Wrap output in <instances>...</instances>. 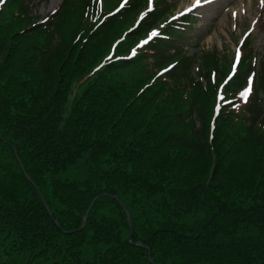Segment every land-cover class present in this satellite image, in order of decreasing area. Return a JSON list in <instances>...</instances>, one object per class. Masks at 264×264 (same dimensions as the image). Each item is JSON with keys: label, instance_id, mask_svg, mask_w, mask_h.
<instances>
[{"label": "trees", "instance_id": "obj_1", "mask_svg": "<svg viewBox=\"0 0 264 264\" xmlns=\"http://www.w3.org/2000/svg\"><path fill=\"white\" fill-rule=\"evenodd\" d=\"M121 1L63 0L41 17L32 0H0V134L53 219L76 231L55 226L0 141V264H264V60L246 38L231 79L233 59L197 62L184 42L192 20L169 22L166 0L113 57L147 5L114 14ZM72 169L83 179L62 180ZM113 197L132 214L131 243Z\"/></svg>", "mask_w": 264, "mask_h": 264}, {"label": "rangeland", "instance_id": "obj_2", "mask_svg": "<svg viewBox=\"0 0 264 264\" xmlns=\"http://www.w3.org/2000/svg\"><path fill=\"white\" fill-rule=\"evenodd\" d=\"M62 1L32 0L31 7L37 16L44 17L54 13ZM175 3L177 5L171 6L168 18L195 6V0H178ZM192 16L194 25L184 41L192 49L189 51L190 56L195 55L199 60L204 52L215 51L221 56V64L224 65L225 58H237L236 51L240 49L241 52L244 36L252 33L253 37L249 38L248 46L246 42L245 48L254 52L258 61L264 60V0H214L194 11ZM221 89L222 86L220 92ZM60 176L62 180H82L83 172L81 169H72ZM84 251L91 255L88 246Z\"/></svg>", "mask_w": 264, "mask_h": 264}, {"label": "water", "instance_id": "obj_3", "mask_svg": "<svg viewBox=\"0 0 264 264\" xmlns=\"http://www.w3.org/2000/svg\"><path fill=\"white\" fill-rule=\"evenodd\" d=\"M0 141H2L3 143H5V144H7V145H10V146L12 147V149H13V151H14L15 158H16V160H17V162H18V165H19L21 171H22L23 174H24L25 179H26V180H27V181H28V182L34 187L35 191L37 192V194H38V196H39V198H40V200H41V202H42V204H43V206H44V208H45V210L47 211L48 215L53 219V214H52V212H51V210H50V208H49V206H48V204H47V202H46L44 196L42 195V193H41L39 187L36 185V183L32 180V178L30 177V175H28V173H27L26 170H25L24 165L22 164V161H21L20 158H19L17 147L14 146V145H13L8 139H6L5 137H3V135H1V134H0ZM103 196L108 197L109 194H108V193H103V194L97 195V196L94 197L93 200L90 202V204H89L87 210L85 211V213H84V215H83V222H82V225H81V227H80L77 231H82V230L86 227V225H87V221H88V218H89V214H90V212H91V209H92V207H93V204L95 203V201H96L97 199H99V198H101V197H103ZM113 198H114V200H116V201L121 205V207L123 208V210H124L125 213H126L127 221H128L129 228H130V231H131V236H130V238L128 239V242L131 243V242H132V237H133L134 232H135V228H134V223H133V217H132V214H131V212L128 210L127 205L124 203V201H123L121 198H119V197H113ZM53 220H54V224H55V226H56L59 230L63 231V230H62V227H61L60 224H59V222H58L57 220H55V219H53ZM74 232H76V231H63V233L66 234V235H67V234H72V233H74ZM135 246H137V247H142V248L147 249V246H146L145 244H143V243H137V244H135ZM149 250H150V249H149ZM149 260H150V262H151L152 264H155L152 258H150Z\"/></svg>", "mask_w": 264, "mask_h": 264}, {"label": "snow or ice", "instance_id": "obj_4", "mask_svg": "<svg viewBox=\"0 0 264 264\" xmlns=\"http://www.w3.org/2000/svg\"><path fill=\"white\" fill-rule=\"evenodd\" d=\"M202 2L204 4H210V3H213L214 0H195V5L196 6H201L202 5ZM127 3V0H124V2L121 4V7H124V5ZM154 10V0H149V7H148V11L151 12ZM188 11H192V9H188ZM145 14H142L141 16V19L143 18ZM180 15H185V13H180ZM173 19H176V17H173ZM158 33L156 31H153L150 36H149V39H151L152 37H155L157 36ZM148 41H144V43H147ZM135 54V53H133ZM236 56H237V61H239L240 59V56H241V52H240V49H237L236 51ZM252 90H253V82H252V79L249 78L248 79V82H247V88L241 93V96L244 100V102L246 103L248 101V98L249 96L251 95L252 93Z\"/></svg>", "mask_w": 264, "mask_h": 264}]
</instances>
